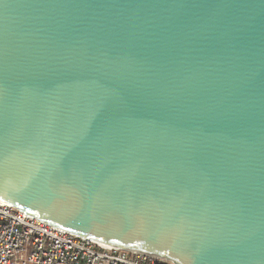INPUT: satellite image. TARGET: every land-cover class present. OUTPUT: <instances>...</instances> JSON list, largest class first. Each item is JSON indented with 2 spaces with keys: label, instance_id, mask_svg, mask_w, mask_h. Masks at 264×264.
<instances>
[{
  "label": "water",
  "instance_id": "95a60500",
  "mask_svg": "<svg viewBox=\"0 0 264 264\" xmlns=\"http://www.w3.org/2000/svg\"><path fill=\"white\" fill-rule=\"evenodd\" d=\"M0 203L174 264H264V0H0Z\"/></svg>",
  "mask_w": 264,
  "mask_h": 264
},
{
  "label": "built area",
  "instance_id": "2783aa9c",
  "mask_svg": "<svg viewBox=\"0 0 264 264\" xmlns=\"http://www.w3.org/2000/svg\"><path fill=\"white\" fill-rule=\"evenodd\" d=\"M0 203V264H174L56 230Z\"/></svg>",
  "mask_w": 264,
  "mask_h": 264
}]
</instances>
